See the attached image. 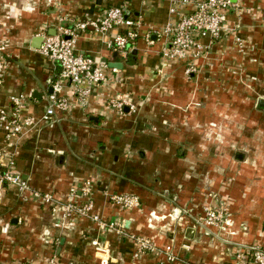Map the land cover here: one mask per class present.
I'll return each mask as SVG.
<instances>
[{
    "label": "crops",
    "instance_id": "crops-1",
    "mask_svg": "<svg viewBox=\"0 0 264 264\" xmlns=\"http://www.w3.org/2000/svg\"><path fill=\"white\" fill-rule=\"evenodd\" d=\"M172 2L0 0V60L7 63L0 112H14L11 98L23 94L19 114L36 119L10 139L0 127V168L14 153L15 169L30 186L59 201L69 200L73 187L80 200L90 180L94 211L124 228L102 230L88 217L67 224L29 190L0 184V264H240L241 245L264 247V126L255 142L249 121L264 115L255 109L264 102V0H232L222 38L190 76L183 62L165 59L166 42L157 34L174 20ZM114 6L140 21L139 38L122 52L107 44L116 30L83 32L76 50L105 62L107 80L89 86L85 105L65 82L58 95L70 99V110L44 121L62 68L40 51L43 38ZM117 94L136 111L112 107ZM110 193L134 194L140 206L121 208ZM208 203L227 205L225 224H200ZM133 236L150 239L156 251L135 256Z\"/></svg>",
    "mask_w": 264,
    "mask_h": 264
},
{
    "label": "built area",
    "instance_id": "built-area-1",
    "mask_svg": "<svg viewBox=\"0 0 264 264\" xmlns=\"http://www.w3.org/2000/svg\"><path fill=\"white\" fill-rule=\"evenodd\" d=\"M233 5L232 0H173L170 13L174 20L168 22L157 31V34L165 39L166 46L163 50L165 59L173 62H183L185 74L195 75L200 68L195 61L207 53L213 43L222 38L228 19V12ZM68 21L66 18H61ZM91 29L94 34L105 35L111 30L116 33L108 46L116 51L126 52L140 36V21L126 15L123 7L114 6L104 10L97 18L79 20L72 25H61L55 34L46 35L43 38L40 51L62 68L61 78L53 82V91L48 94V107L42 119L50 121L57 112L69 111L70 99L58 95L65 82H69L76 102L85 105L90 94L91 84H101L107 80L105 62L96 60L95 57L83 54L76 50V45L82 33ZM203 38L209 42L204 43ZM148 42L152 43L150 36ZM6 51L4 40L0 39V53ZM7 63L3 57L0 60V77L4 76ZM24 95L12 96V101L17 109L12 113L6 110L0 112V127L5 132V138L10 139L22 133L26 127L34 126V117H23L19 114L20 105H23ZM109 102L111 106L122 112L124 107L136 111V107L126 96L117 94ZM1 152V149H0ZM15 154L10 153L8 162L0 168V184L5 183L18 186L20 191L29 190L33 198L49 204L53 212H57L67 224H72L75 217H88L99 223L102 230L110 229L119 234L124 228L116 221L104 222L94 211V200L92 198V181L87 180L82 184V198L77 200V187H73L69 194V200L59 201L49 193H42L33 189L15 169ZM109 199L124 209H132L140 206V199L134 194L110 193ZM227 208H214L210 205L204 206V215L199 219L202 226H221L227 222ZM138 243L135 256L145 252L156 251V245L148 238L133 236ZM167 259L170 262L177 260L171 246L165 249ZM236 258L240 264H264V247L257 244H243L237 252ZM54 262V261H53Z\"/></svg>",
    "mask_w": 264,
    "mask_h": 264
},
{
    "label": "rangeland",
    "instance_id": "rangeland-1",
    "mask_svg": "<svg viewBox=\"0 0 264 264\" xmlns=\"http://www.w3.org/2000/svg\"><path fill=\"white\" fill-rule=\"evenodd\" d=\"M255 109H257V110H264V102L263 101L256 102ZM249 121L251 123L253 121V127L255 129V134L253 135V137L255 139V142H258V141L261 142L262 141V135L259 134V132H260L259 129L264 126V115H263V112H261L259 114H256L254 120L250 119ZM222 138H223L224 141L227 140V137L225 135H224V137L222 136ZM206 205H210V206H213L214 208H216V206L213 205L212 203H208ZM225 206H226V208H228L227 205H225ZM219 208H221V207H219ZM203 215H204V213L200 215L199 219L202 218Z\"/></svg>",
    "mask_w": 264,
    "mask_h": 264
},
{
    "label": "water",
    "instance_id": "water-1",
    "mask_svg": "<svg viewBox=\"0 0 264 264\" xmlns=\"http://www.w3.org/2000/svg\"><path fill=\"white\" fill-rule=\"evenodd\" d=\"M42 42H43V40H42ZM42 44V43H41ZM40 47V46H39ZM53 91V88H51V92Z\"/></svg>",
    "mask_w": 264,
    "mask_h": 264
}]
</instances>
